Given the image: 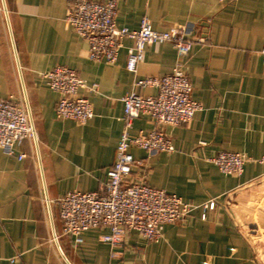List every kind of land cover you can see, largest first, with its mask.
<instances>
[{"label":"crops","instance_id":"crops-1","mask_svg":"<svg viewBox=\"0 0 264 264\" xmlns=\"http://www.w3.org/2000/svg\"><path fill=\"white\" fill-rule=\"evenodd\" d=\"M67 13L66 0H0V98L27 103L38 142L25 140L14 155L0 148V264H264V0H119V27L136 30L148 17L158 31L187 27L194 41L186 56L170 42L148 46L136 74L126 68L130 39L115 64L94 62ZM178 63L202 109L166 127L173 153H132L144 160L149 185L196 206L214 199L216 208L163 225L158 242L131 231L114 249L101 240L107 228L88 230L81 243L64 235L57 201L106 181L124 128L122 98L155 96L135 80L170 74ZM57 66L85 80L79 94L94 108L86 124L57 117L59 93L42 78ZM153 127L141 116L131 133ZM222 151L251 159L241 176L211 162Z\"/></svg>","mask_w":264,"mask_h":264},{"label":"built area","instance_id":"built-area-1","mask_svg":"<svg viewBox=\"0 0 264 264\" xmlns=\"http://www.w3.org/2000/svg\"><path fill=\"white\" fill-rule=\"evenodd\" d=\"M119 0H66L67 24L89 45V58L94 62L115 64L124 47L123 40L133 44L127 50L128 71L136 74L144 60L148 46L170 42L179 56L188 55L194 41L187 27L175 26L158 31L148 17H143L140 27L131 30L116 23ZM221 3L235 0H218ZM264 64V44L261 50ZM51 89L59 93L56 115L86 124L94 116L92 103L79 94L87 88L83 78L73 69L57 66L42 75ZM134 85L156 88L155 96H143L137 91L126 94L124 104V128L117 146L116 160L107 172L101 188L92 192H69L57 201L63 234L73 236L81 243L82 236L91 229L107 228L109 233L101 240L116 249L123 245L125 236L136 231L149 241L158 242L161 228L185 220L194 210L207 211L217 206L212 199L200 206L184 201L180 196L149 185L145 179V163L132 153L134 148L154 154L173 153L175 146L167 133V126H182L192 121L202 109L193 98V86L181 63L173 72L159 77L138 78ZM90 90L95 91L96 86ZM148 116L154 127L149 132L132 134L134 121ZM25 140L37 146V133L27 103L24 100L0 98V148L14 155L15 147ZM25 154L19 156L23 159ZM251 159L244 153L222 151L211 162L225 175L241 176ZM136 169L143 176L136 177ZM57 240V238H55Z\"/></svg>","mask_w":264,"mask_h":264}]
</instances>
